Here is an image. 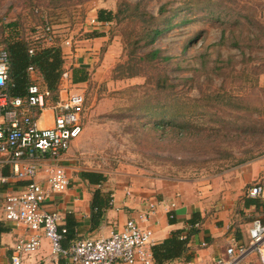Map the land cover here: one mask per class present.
Returning a JSON list of instances; mask_svg holds the SVG:
<instances>
[{
  "label": "rangeland",
  "instance_id": "1",
  "mask_svg": "<svg viewBox=\"0 0 264 264\" xmlns=\"http://www.w3.org/2000/svg\"><path fill=\"white\" fill-rule=\"evenodd\" d=\"M135 6L161 28L172 19L133 51L149 24L129 16ZM104 7L127 10L98 30L116 39L118 61L100 69L98 62L80 84L84 131L74 150L83 167L205 182L264 159V0H0V47L17 36L34 41L45 21L55 43L77 44ZM151 48L170 59L142 60Z\"/></svg>",
  "mask_w": 264,
  "mask_h": 264
},
{
  "label": "built area",
  "instance_id": "2",
  "mask_svg": "<svg viewBox=\"0 0 264 264\" xmlns=\"http://www.w3.org/2000/svg\"><path fill=\"white\" fill-rule=\"evenodd\" d=\"M88 24L98 30L110 25L93 15ZM38 29L35 40L45 36L46 43L69 49L77 42L65 37L55 43L57 34L48 22ZM34 52L33 47L28 49L29 54ZM66 55L68 53L64 54L62 50L63 64L56 92H52L37 69L29 65L25 95L12 96L6 91L9 53L5 47H0V155L10 166L11 177L26 181L19 191L4 195L2 215L5 221L22 225L29 231L12 247L9 264H46L60 259H66L68 264H153L152 249L156 241L150 225L157 213L155 201H148L136 217L127 219L121 228L113 229L108 236L77 238L68 245L63 244L68 231L61 224V216L44 209L47 199L69 186L66 170L58 159L84 128L86 90L80 86L81 82L73 81L74 66L69 64ZM46 109L53 113L52 122L43 126L40 118ZM40 172L44 173V184L35 180ZM6 180L0 175V185ZM245 194L257 202L247 241H231L224 255L212 264H242L252 255L264 264V171L248 185ZM175 205V201L169 204V218L174 216ZM42 238L49 243V255L35 259Z\"/></svg>",
  "mask_w": 264,
  "mask_h": 264
},
{
  "label": "crops",
  "instance_id": "3",
  "mask_svg": "<svg viewBox=\"0 0 264 264\" xmlns=\"http://www.w3.org/2000/svg\"><path fill=\"white\" fill-rule=\"evenodd\" d=\"M96 14L95 12L93 16ZM115 43L114 36L102 30V35L83 37L71 49L64 46L61 48L64 54L68 53L66 57L69 64L86 71L89 77L98 62L101 61L98 66L100 69L106 68L107 65L111 67L118 61ZM101 51L103 57L99 55ZM52 115L51 109L43 111L40 124L50 125ZM79 136L58 159L69 178L68 188L53 194L44 203L45 210L59 213L61 224L67 228L64 245L77 238L108 236L113 229L121 228L127 219L136 217L137 212L144 209L146 203L151 200L157 204V213L150 225L156 244L163 242L176 231H179L182 238L187 237L181 256L163 264H212L224 255L231 241H247L257 202L246 196L244 187L264 171V159L235 167L205 182L152 178L131 170L110 173L80 164V157L74 150ZM82 171L100 172L106 179L100 184L89 183L80 176ZM0 175L7 178L6 182L0 185V228H5L0 232V264H9L12 247L19 239L26 237L29 231L22 225H14L3 219V197L7 193L19 191L26 181L11 177L10 166L1 155ZM35 180L44 184V173H38ZM96 190H99L103 197H110V202L109 207L99 216L93 217L91 202ZM172 201H175L176 205L172 209L174 216L171 220L168 210ZM189 220H195L197 223L193 229L189 227ZM49 250L47 239L42 238L35 259L48 257ZM63 263L68 264L66 259ZM46 264H59V260ZM242 264L261 262L257 256L252 255Z\"/></svg>",
  "mask_w": 264,
  "mask_h": 264
},
{
  "label": "trees",
  "instance_id": "4",
  "mask_svg": "<svg viewBox=\"0 0 264 264\" xmlns=\"http://www.w3.org/2000/svg\"><path fill=\"white\" fill-rule=\"evenodd\" d=\"M124 5H132L130 3H124ZM125 9L118 8L116 11L101 8L97 10L96 17L99 21L108 22L110 25L114 20H121L119 17L121 13L126 12ZM165 6L162 5L159 8V15L164 12ZM209 14H213L212 11H209ZM139 17L140 19L145 20V24L149 22V24L145 25L143 28V33L139 36L136 41L132 43L133 51H136L138 48H142L152 44L155 39L164 32V30L171 26V18L163 19L162 22L165 25L164 28L159 26V22L157 21V17L148 13L147 11L138 12L137 6L135 9L129 13V16ZM220 16V15H217ZM48 22V21H45ZM154 22V24H152ZM12 25L13 23H9ZM8 24V25H9ZM152 24V25H151ZM100 36L102 35V31H98V29H94L92 33H85L84 37L88 38L89 36ZM45 36L41 39L29 41V39H24L21 37H15L14 40L7 41L5 49L9 53L10 58V69L9 75L6 84V91L9 92L12 96H23L26 93L27 86L29 84V77L27 73V67L29 65H33L39 75L42 77L44 83L47 87L52 91L56 92V87L61 75V68L63 64L62 57V49L58 44H47L44 40ZM143 40V41H142ZM142 42V43H141ZM33 47L35 52L33 54L28 53V49ZM156 58H160L161 60L168 61L169 56H163L160 54V50L158 48H151L148 52L144 53L141 57L142 60L152 61ZM130 76H133V73H130ZM72 79L74 82H84L88 79V74L86 71L79 68H72ZM166 89V87H163ZM171 94L168 92L163 93L164 100H168ZM55 98V95H54ZM160 103V101H159ZM158 103V104H159ZM157 104V106H158ZM165 106V105H163ZM155 107V106H151ZM166 115L170 116L171 112L168 110ZM159 123V122H158ZM158 123H156V127H158ZM172 124V122H168L167 125ZM80 176L87 180L89 183L100 184L105 179L106 176L100 172L94 171H82ZM110 197H103L100 195V191L96 190L93 195V199L91 202V210L92 216H99L100 213L109 207ZM172 220V218H171ZM192 227L196 223L195 220H189ZM5 230V228H0V232ZM68 234V232H67ZM67 237V236H66ZM187 237L182 238L179 234V231L173 232L170 237L165 239L163 242L156 244L153 249V261L155 264H163L164 262L174 260L179 258L184 250V246L186 244ZM64 259L59 260V264L63 263Z\"/></svg>",
  "mask_w": 264,
  "mask_h": 264
}]
</instances>
